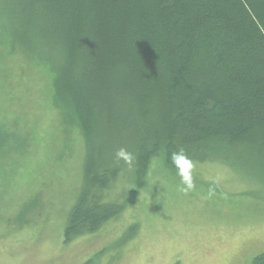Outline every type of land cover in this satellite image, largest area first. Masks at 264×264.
<instances>
[{
  "label": "trees",
  "instance_id": "1",
  "mask_svg": "<svg viewBox=\"0 0 264 264\" xmlns=\"http://www.w3.org/2000/svg\"><path fill=\"white\" fill-rule=\"evenodd\" d=\"M0 46L51 70L83 135L68 240L134 205L157 156L167 173L181 148L193 163L264 157V0H0Z\"/></svg>",
  "mask_w": 264,
  "mask_h": 264
},
{
  "label": "rangeland",
  "instance_id": "2",
  "mask_svg": "<svg viewBox=\"0 0 264 264\" xmlns=\"http://www.w3.org/2000/svg\"><path fill=\"white\" fill-rule=\"evenodd\" d=\"M53 75L0 46V264H253L264 252V157L238 151L193 163L186 193L157 156L134 205L68 240L85 141ZM117 183L122 200L130 183Z\"/></svg>",
  "mask_w": 264,
  "mask_h": 264
},
{
  "label": "clouds",
  "instance_id": "3",
  "mask_svg": "<svg viewBox=\"0 0 264 264\" xmlns=\"http://www.w3.org/2000/svg\"><path fill=\"white\" fill-rule=\"evenodd\" d=\"M117 161H123L131 169L133 161L135 159L132 152L128 151L126 148H120L115 153ZM171 163L175 166L177 170V175L180 178V191L188 192L194 187L193 183V161L187 156L183 148L175 151L171 154ZM211 194V193H210Z\"/></svg>",
  "mask_w": 264,
  "mask_h": 264
}]
</instances>
